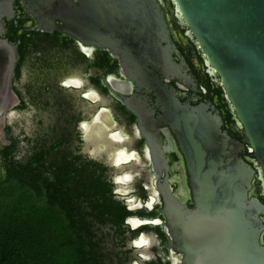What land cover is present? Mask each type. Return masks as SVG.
<instances>
[{"label":"water","instance_id":"water-1","mask_svg":"<svg viewBox=\"0 0 264 264\" xmlns=\"http://www.w3.org/2000/svg\"><path fill=\"white\" fill-rule=\"evenodd\" d=\"M25 1L45 28L119 55L124 74L135 84L149 79V66L168 79L184 78L157 0H57L58 8L52 0ZM169 1L209 74L218 77L242 138L224 131L222 117L207 105L181 103L173 90L163 88L159 124L167 127L164 134L173 137L183 162V186L174 195L158 124L122 99L138 118L149 149L168 248L180 264H264V204L253 189L257 178L264 197V0ZM15 62V52L0 51V119L12 100ZM109 91L116 94V88ZM245 150L255 166L241 157Z\"/></svg>","mask_w":264,"mask_h":264},{"label":"flooded vegetation","instance_id":"flooded-vegetation-1","mask_svg":"<svg viewBox=\"0 0 264 264\" xmlns=\"http://www.w3.org/2000/svg\"><path fill=\"white\" fill-rule=\"evenodd\" d=\"M52 1L56 8H58L59 3H57V0ZM157 1L159 2L165 16L171 41L174 45V62L182 67L184 78L181 79H168L161 73L160 69L149 66L148 68L152 73L149 75L148 80L143 81L142 85L129 81L121 67L119 55L113 56L112 52L109 50H100L95 47L85 46L64 34H61L57 30L45 28L42 23L40 24L39 20L34 18L29 12L27 7L28 3L25 0H0V51L4 52L6 56H9L12 51L16 53V62L9 86L11 98H13V96H16L17 98L19 97L13 88V82L21 78L22 68L28 64L31 69L35 70L36 68L38 73L34 75V80L43 83L44 80L48 79L43 85L49 84L47 86L51 88L52 92L58 90L62 92H79L80 100L88 103L92 107H96L89 120H83L80 124L78 123L80 127L78 131L84 137L89 136V134L94 136V141L100 144V150L109 153L112 168L119 169L113 165V156L115 150L119 147H124L128 151L136 152L140 160L141 157L138 151L129 147L131 137L126 134L127 139L123 144H114L108 138V131L103 132L101 126L91 125L89 133L85 134L81 129V124L85 121L92 123L93 118L99 113V111L102 108H106L111 111L115 120L116 126L114 129H120L123 133L124 128L135 130L138 148L142 149L141 152L143 153V156L147 157L149 160L150 175L153 177L154 193L151 194L149 192L150 188H147L146 185L141 183L135 185V187H137L136 193L140 196L138 199L139 201H133V198H131L127 202L123 201V203L128 211L133 213L142 211L149 216H131L126 219L123 227L129 229L127 231L133 238L131 243L132 249L136 251L148 247L147 244L143 248H136L134 242L137 239L142 236L145 237L147 234L153 236L156 246L150 248L152 253L151 258L143 260L144 255H139V259L145 264H180V259H174L172 250L168 248V237L164 228V218L161 213V196L155 187L157 176L153 172L149 149L140 136L139 120L122 104V99L130 100L132 104L141 111L142 115L150 113L151 121L158 124L163 148H168V151L165 153V158L168 166L169 185L174 195L177 193L179 186H183V162L173 137L168 133L169 140H167L166 135L164 134L167 127L159 124L162 116L160 111L161 103L165 100L162 89L166 88L167 90H173L181 103H189L191 106H197L200 104L207 105L213 112H218L221 117L224 108H227L228 110L230 109L218 77L209 74L211 70L205 64L203 56L196 47L194 40L187 37V29L179 25L175 16L174 6L169 0ZM72 2L77 4V0H72ZM54 25L58 27L61 26V23L56 21L54 22ZM72 80H79L81 82V87L75 88L65 85L66 82ZM112 81L116 82V84L126 86L128 91L124 92L121 89L116 88V94H112L109 91V88L114 90ZM105 84H107L109 88L108 86H105ZM218 90L221 92L222 96L215 93V91ZM90 92H93L98 96L99 101L97 104L85 98V95ZM37 94L40 96L41 93L39 92ZM105 98L112 101L114 104L116 117L109 107L103 105V100ZM222 128L227 133L228 130H230L232 134L239 133L241 136V130L236 124L228 125L227 130L225 129L223 121ZM234 129H236V132H234ZM98 131L103 132L101 136ZM96 135L98 137H96ZM64 141L65 140H61L58 142L60 143L59 147ZM55 149H57V147ZM245 153L246 150L241 154V157L242 155L246 156ZM75 156H80L88 162L97 164L100 169L103 170L105 177V172L107 171L105 167H102L99 163L93 160H88L81 155ZM246 159L248 160V163H253L255 166L253 158L246 157ZM119 175H116V178ZM163 180L164 171L162 172L161 182H163ZM107 181L112 185L114 198L119 200L118 198L121 195L119 191L117 192V190H115V185L120 184L117 183L116 179L115 182H111L110 180ZM152 198L154 201L149 207L148 204ZM187 205L190 206L189 202H187ZM262 218L264 220V216ZM130 220H138L140 225L134 228L129 222ZM107 224L114 227L116 232V224ZM156 229H160L163 233L164 241L160 238ZM262 243L264 244V233L262 234Z\"/></svg>","mask_w":264,"mask_h":264},{"label":"trees","instance_id":"trees-1","mask_svg":"<svg viewBox=\"0 0 264 264\" xmlns=\"http://www.w3.org/2000/svg\"><path fill=\"white\" fill-rule=\"evenodd\" d=\"M215 93L222 96L219 90ZM222 117L225 129L235 124L227 108ZM14 151L15 143L0 151V264H102L92 223L122 229L131 216H149L130 212L116 200L103 170L93 162L80 156L48 161L50 152L41 151L19 164L13 160ZM245 154L242 158L248 162L251 154ZM253 187L264 204L257 178ZM156 231L164 241L160 229Z\"/></svg>","mask_w":264,"mask_h":264},{"label":"rangeland","instance_id":"rangeland-1","mask_svg":"<svg viewBox=\"0 0 264 264\" xmlns=\"http://www.w3.org/2000/svg\"><path fill=\"white\" fill-rule=\"evenodd\" d=\"M36 74H38L36 68L31 69L27 64L22 68L21 78L13 82V88L19 97L13 96L11 106L0 120V151L15 143L13 160L19 164L27 163L41 151L50 152L48 161L62 156L81 155L105 167L107 169L105 177L111 182H115L116 175L131 173L130 184L115 185V190L121 195L119 200L127 202L133 198V201H139L140 196L136 193L135 187L139 183L149 187L151 194L154 193L149 160L143 156L142 149L138 148L135 130L124 128V133L131 137L129 147L138 151L140 160L121 169L112 168L109 153L100 150V144L94 141V136L89 134L84 137L78 131L80 122L89 120L96 107L80 100L79 92L60 90L52 92L47 86L49 84L43 85L48 79L43 83L35 81ZM39 92L40 96L37 94ZM103 103L116 117L112 101L105 98ZM12 112L19 113L20 116L9 123L8 115ZM61 140H65L64 143L51 150L52 146ZM253 189L257 196L256 189L254 187ZM260 194L263 196L261 190ZM127 230L129 229L126 227L122 229L116 227L115 232V228L110 224L92 223V240L97 245L102 264H145L139 259V255H144L143 260L151 258L150 248L156 246L153 236L145 235L148 247L136 251L132 249L133 238Z\"/></svg>","mask_w":264,"mask_h":264},{"label":"bare ground","instance_id":"bare-ground-1","mask_svg":"<svg viewBox=\"0 0 264 264\" xmlns=\"http://www.w3.org/2000/svg\"><path fill=\"white\" fill-rule=\"evenodd\" d=\"M38 18L39 19L43 18L44 21H47V19L43 16H40ZM3 80L5 82L6 79L3 77ZM2 84H3V82H2ZM65 85L68 87L80 88L81 82L79 80H72V81L66 82ZM112 85L114 88L121 89L124 92L128 91L126 86L116 84V82H114V81H112ZM3 90H4V87H2V91ZM85 98H87L88 100H90L91 102L96 103V104L99 101L98 96L93 92L87 93L85 95ZM128 104H130L134 108L132 102H128ZM91 125H94V126L99 125L103 128V132L108 131V133H109L108 138L114 144H123L125 142V140L127 139L126 134H124L120 129H114V127L116 126L115 120L112 116L111 111L106 109V108H102L99 111V113L93 118L92 123H88L86 121L83 122L81 124L82 131L85 134H88L90 131ZM103 132H101V131L99 132L100 136L102 135ZM96 137H98V136L96 135ZM138 161H139V156L134 151H128L124 147H119L115 150V153L113 156V165L119 169L123 168L124 166H127L129 164H132L133 162L135 163ZM116 181L120 185H128L132 181V175L129 172H124L116 178ZM153 201H154V199L152 198L150 200V203L148 204L149 207L153 204ZM129 222L132 224V226L134 228H136L140 225V222L138 220H130ZM146 245H147V240L144 236L140 237L139 239H137L134 242V246L138 249L143 248Z\"/></svg>","mask_w":264,"mask_h":264},{"label":"clouds","instance_id":"clouds-1","mask_svg":"<svg viewBox=\"0 0 264 264\" xmlns=\"http://www.w3.org/2000/svg\"><path fill=\"white\" fill-rule=\"evenodd\" d=\"M19 116H20L19 113H15V112L9 113V115H8L9 123H11L13 119L18 118Z\"/></svg>","mask_w":264,"mask_h":264}]
</instances>
